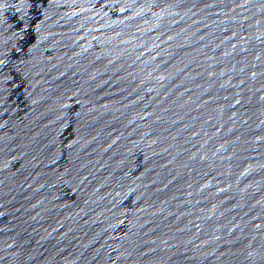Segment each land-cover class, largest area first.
I'll return each mask as SVG.
<instances>
[{
    "label": "water",
    "instance_id": "obj_1",
    "mask_svg": "<svg viewBox=\"0 0 264 264\" xmlns=\"http://www.w3.org/2000/svg\"><path fill=\"white\" fill-rule=\"evenodd\" d=\"M0 264H264V0H0Z\"/></svg>",
    "mask_w": 264,
    "mask_h": 264
}]
</instances>
